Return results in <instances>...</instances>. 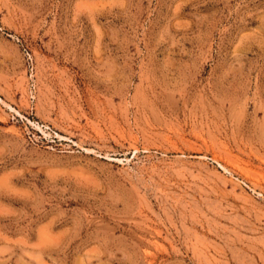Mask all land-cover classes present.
Returning a JSON list of instances; mask_svg holds the SVG:
<instances>
[{
  "label": "rangeland",
  "instance_id": "obj_1",
  "mask_svg": "<svg viewBox=\"0 0 264 264\" xmlns=\"http://www.w3.org/2000/svg\"><path fill=\"white\" fill-rule=\"evenodd\" d=\"M0 264H264V0H0Z\"/></svg>",
  "mask_w": 264,
  "mask_h": 264
}]
</instances>
